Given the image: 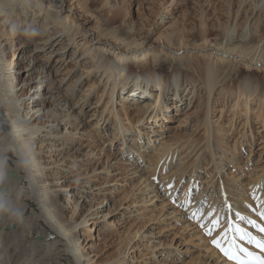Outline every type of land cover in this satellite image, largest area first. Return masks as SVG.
I'll use <instances>...</instances> for the list:
<instances>
[{
	"label": "rangeland",
	"instance_id": "obj_1",
	"mask_svg": "<svg viewBox=\"0 0 264 264\" xmlns=\"http://www.w3.org/2000/svg\"><path fill=\"white\" fill-rule=\"evenodd\" d=\"M41 1L53 11H60L54 28L49 32L40 28L44 12L28 3L22 8L26 24L15 23V32L0 24V41L3 47L9 46L7 65L19 85L17 96H22V101L44 90L35 88L33 79L50 75L59 101L71 103L67 114L72 117L59 129L63 136L67 128L72 132L67 137L69 147L58 141H45L44 132L36 148L42 156L44 180L66 194L62 205L69 201L67 194L81 192L83 198L77 210L69 208L62 212L65 220L81 223L73 233L78 234L77 244L85 255L84 262L236 264L234 258H229L234 241L226 222L230 220V211L240 213L229 206L231 200L248 206L239 196L248 195L251 199L255 193L253 212L264 213V100L258 93L248 104L245 96L239 100L242 79L254 73L248 62L219 63L204 57L196 48L201 41L196 37L204 29L202 19L205 18L204 25L218 26L219 13L223 15L221 23L237 24L228 19L227 5L222 0ZM239 1L235 0L236 6L232 8L236 12L240 7L251 16L246 26L255 15H264V5L249 0L238 6ZM244 21L241 19L239 24ZM78 25L83 27L84 34L76 31ZM173 29L186 34L187 50L177 52L178 45L168 49L165 37ZM90 31L96 35L111 32L128 41L136 39L157 52L171 51L177 59L161 54L156 61L147 58L143 66L138 61L129 64L146 72L155 67L159 75L185 70L197 79L192 89L195 95L185 79L181 88L183 99L177 98L173 103L171 100L168 110L156 118L153 114L144 115L145 104L158 107L155 97L163 92L155 87L153 96L149 88L144 91L148 93L147 99L129 96L123 101V96H118L120 89L113 90L110 72L84 53L85 44L98 46L95 36L92 38L96 41L91 42ZM48 34L53 36L47 39ZM108 40L116 43L110 37ZM203 61L219 66L215 68L218 80L212 94L198 74ZM258 78L264 87L261 70L256 73V81ZM139 83L146 89L147 80ZM72 92V99H67ZM47 107L58 108L53 103ZM41 114L42 111L33 117V125L60 123L55 117L46 121ZM163 148L170 149L166 152ZM215 149L219 154L212 157ZM209 156L212 163L208 162ZM256 183L259 189H255ZM228 186L232 189L226 193ZM220 211L221 217L217 216ZM216 221L219 224L214 226ZM206 228L212 229L211 235ZM214 240L230 251L228 256ZM209 248L217 254L212 256Z\"/></svg>",
	"mask_w": 264,
	"mask_h": 264
},
{
	"label": "bare ground",
	"instance_id": "obj_2",
	"mask_svg": "<svg viewBox=\"0 0 264 264\" xmlns=\"http://www.w3.org/2000/svg\"><path fill=\"white\" fill-rule=\"evenodd\" d=\"M222 1L227 5L226 13L228 19L236 20L237 24L233 26L229 23H221L223 15L219 13L220 24L218 26L212 25L211 28L204 25L205 18L204 20L202 19L201 23L204 29L196 37L202 43L200 41L196 48L204 54V57L209 58V60L212 58L219 63L248 62L249 70L254 72V77L242 79L243 89L237 93L239 100L240 97L245 96V101L248 104V100L256 93L264 100L263 84L259 80L260 78L256 81V73L259 70L264 73V33L262 34V31H264V15L263 13L258 17L255 15L252 17L250 24L246 26L251 16L244 9L240 10V7H238L236 12L233 11L232 6H236L235 0ZM248 1L241 0L238 6ZM252 1L258 2L259 6L260 4L264 5V0ZM28 3H31V5ZM27 4L33 8L40 7L41 11L44 12L40 28L49 32L50 29L54 28L53 24H58V18H60L59 9L53 11L50 6H44V2L41 0H0V16H3L2 18L0 17V24L11 27L12 32L16 31L15 23L17 25L19 23L26 24L28 20L24 14L25 12H22V8L25 9ZM17 8H20L22 13L18 12ZM215 12L217 14V10ZM241 19H245V21L239 24ZM75 29L78 33L84 34V29L81 25L76 26ZM52 36L48 34L47 39ZM89 36L91 38L95 36L97 41L92 38L91 42L96 41L98 46L94 47L92 43L90 46L85 44L84 53L91 56L94 61L97 60L104 71L110 72L109 81L112 79L113 90L120 89L118 96H123V101H127L129 96L137 99H147L148 93L144 91L149 88H151L153 96L156 93L155 87H158V90L163 92L161 96L156 95L155 97L158 107H154L153 103L145 104L146 111L144 115L153 114L154 118H156L157 115L168 110L169 106L172 105L170 103L171 100L173 103V100L177 98L183 99L181 88L184 86L185 79L188 87L189 85L192 86L189 91L195 95V91H192V89L193 85L195 87L197 79L185 70H174L170 75H159L157 74L158 69L155 67L151 71L146 72L144 69L136 68L133 64H129L131 61H138L143 66L145 65L144 60L153 58L156 61L161 54L173 60L177 59L176 55L171 51L168 52L162 49L157 52L151 47L143 46L144 42L141 43L136 39L128 41V39L113 35L111 32L105 35L99 32L96 35L90 31ZM108 37L116 43L110 42ZM186 38L187 36L184 32L178 33V30L173 29L168 32L165 40L169 44L167 46L168 49L170 46L178 45L176 46L178 52L182 49H188ZM6 47H3L0 41V203H8L14 209H18L19 212L15 215L0 213V264H88L89 260L84 262L85 255L77 244L78 234L76 232L73 233L81 223L75 220L72 222V219L65 220L62 212L69 208L77 210L83 198L80 195L81 192L79 191V194H67L69 201L66 205H62V200L66 197V194L61 192V190H55L53 186L50 187V184L44 180L45 173L41 162L42 156L36 148V144L41 141L40 136L44 132H47L45 141H54V143L58 141L60 144L69 147L67 137L72 132H68L67 128L63 136L59 129L63 122L72 117L67 114L70 111L71 103L69 100H66L65 104L59 101L60 98L53 90L54 84L50 75L38 76L33 79L32 82L35 88H44V90L34 98L30 97V99L22 101V96H17L19 85L16 84L15 77L13 80V76L9 72L6 55V50L9 49V46ZM216 67L219 68V66H212L209 61H203L198 66L199 77L203 78L210 94H212L218 80V69L215 70ZM234 68L235 66L232 67L231 71ZM143 80L148 81L146 89L139 83ZM230 81L234 82V79L232 80V77H230ZM113 90L110 94L111 98L114 97ZM73 95L74 93L71 96L68 95L67 99H72ZM86 96L87 94L82 99L84 100ZM171 96L174 98L172 99ZM158 97L159 99H157ZM49 103H53L58 108H48L47 105ZM237 104L239 105V102ZM29 111L33 113L31 116ZM41 111L42 114L40 116L44 120L47 121L49 118L55 117L60 123L50 124L49 126L33 125V117ZM78 118L76 117L75 120H79ZM100 121L98 120L97 124ZM213 139L215 141L217 139L216 136H213ZM169 149L163 148L166 152ZM217 154L219 153L215 149L210 155L214 157ZM208 162L212 163L210 156ZM219 163L221 162L219 161ZM13 176H16L15 181L12 180ZM256 188L259 189L257 183L255 184ZM226 189L227 193L232 187L228 186ZM239 197L247 201L248 206L231 200L232 204H229V206H233L237 212L239 211L240 215H235L230 211L229 207L228 219L230 220L226 222L231 227L232 231L228 233H231V238L234 241V244L230 245L232 246V257L234 254L242 253L243 248L248 247L250 243L252 244V235L257 234V237L261 238V230L259 229L258 232V227H264V213L255 214L253 212L255 208L253 201L257 195L254 193L251 199L248 195L247 197H243V195ZM221 213L222 211L217 213V216H223ZM230 221H234L235 225L234 222ZM237 229L241 231H237ZM53 236L54 239L51 238ZM238 241L239 244L236 243ZM204 244L208 247V242ZM208 250L212 251V256L217 254L212 248ZM261 261H264L263 257H261Z\"/></svg>",
	"mask_w": 264,
	"mask_h": 264
},
{
	"label": "snow or ice",
	"instance_id": "obj_3",
	"mask_svg": "<svg viewBox=\"0 0 264 264\" xmlns=\"http://www.w3.org/2000/svg\"><path fill=\"white\" fill-rule=\"evenodd\" d=\"M195 215H196V214L194 213V214H193V217H194V218H195ZM218 223H219V221H216L215 224H214V226H215V225H218ZM202 227H206V226H203V225H202ZM237 231H241V230H240V229H237ZM262 231H264V229H262ZM206 232H207L208 235H211V234H212V229H211V228H206ZM213 243H214L218 248H220V250L223 251V252L225 253L226 256L229 255V251H228L227 249H225V248L220 244L219 241L214 240ZM258 246L264 248V244H260V245H258ZM249 255H251V254L249 253ZM229 258H234V257L229 256ZM260 264H264V261H260Z\"/></svg>",
	"mask_w": 264,
	"mask_h": 264
},
{
	"label": "clouds",
	"instance_id": "obj_4",
	"mask_svg": "<svg viewBox=\"0 0 264 264\" xmlns=\"http://www.w3.org/2000/svg\"><path fill=\"white\" fill-rule=\"evenodd\" d=\"M18 212H19L18 209H14L8 203H0V213H2V214H9V215H15Z\"/></svg>",
	"mask_w": 264,
	"mask_h": 264
}]
</instances>
